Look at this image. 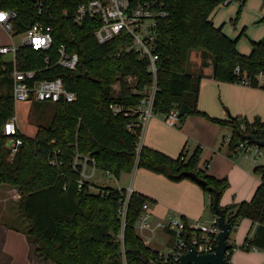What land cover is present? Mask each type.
Returning <instances> with one entry per match:
<instances>
[{"label": "trees", "instance_id": "1", "mask_svg": "<svg viewBox=\"0 0 264 264\" xmlns=\"http://www.w3.org/2000/svg\"><path fill=\"white\" fill-rule=\"evenodd\" d=\"M229 1L240 6L246 2ZM222 2L169 1V14L158 21L154 43L159 61L152 108L158 115L176 111L179 123L191 115L205 116L231 131L229 149L236 151L245 135L263 136L264 122L259 118L249 122L234 117L225 121L199 111L201 82L206 78L237 84L248 81V86L264 90V41L253 42L249 55L240 54L237 39L229 38L222 27L213 23L212 16ZM3 9L17 13L14 35L23 34L36 22L52 27L50 50L20 47L15 54V68L35 71L34 80L59 78L64 88L76 97L72 102H44L52 109L50 124L38 127L32 136L21 133L22 143L9 159L8 137L3 134V127L15 115L10 77L13 59L0 55V86L7 88L5 93H0V185L17 190L21 218V225L7 224L6 228L25 234L45 263L122 264V249L126 264L149 262L157 252L144 243L135 229L142 204L148 199L135 192L130 195L121 243L117 238L121 231L117 211L126 190L92 183L78 190L76 175L71 170L75 155L92 157L99 171L115 178L135 168H144L177 182L189 179L183 172H193L206 181V187L201 188L211 200L213 194L209 189L220 200L228 181L208 175L199 167L200 146L189 156L183 149L176 158H170L143 145L137 158L138 128L132 131L126 128L133 117L125 115V111L113 114L110 105L118 104L123 110L138 105L141 92L152 84L153 77L148 71V61L124 51L121 38L99 44L93 35L98 23L88 19L73 24L63 17L60 4L54 6L51 18L39 16L30 0H0V10ZM60 45H65L69 54L78 55L75 70L56 64ZM236 68L239 72H235ZM50 161H56L57 165H51ZM253 172L261 182L251 200L221 209L230 233L242 219L256 224L254 234L240 248L264 250V165L256 166ZM210 208L214 214L212 203ZM234 248L230 247L229 254Z\"/></svg>", "mask_w": 264, "mask_h": 264}, {"label": "built area", "instance_id": "2", "mask_svg": "<svg viewBox=\"0 0 264 264\" xmlns=\"http://www.w3.org/2000/svg\"><path fill=\"white\" fill-rule=\"evenodd\" d=\"M39 16L51 18L53 8L60 4L62 15L73 24H81L85 20L92 19L98 23L94 29L93 35L99 44L112 41L115 38H121L125 43L124 51L133 52L139 59L148 61V71L153 77L150 86L144 87L142 99L136 106L123 110L118 104L110 105L113 114L125 111V115H130L133 119L126 125L129 131L138 128L136 137L135 152L138 155L143 146L144 131L147 124L156 114L153 112V100L157 91V62L159 56L155 52V39L157 33L158 21L168 16V3L170 0H30ZM230 3L229 0H223L220 6ZM17 13L12 10H0V27L10 36L14 34V21ZM22 35L21 44L15 46L13 43L0 45V55H10L13 59V69L11 77V94L15 104L19 102H51L56 103L60 100L72 102L76 99L75 94L67 91L61 79L52 80H34L35 71H21L15 68V54L20 47H29L35 51L46 52L50 50L53 37L52 27L41 22L34 23ZM78 55L69 54L65 45H60L57 49L56 64L68 69L75 70L78 63ZM48 64V58H45ZM235 72H239L236 68ZM261 79V75L258 77ZM241 85L248 86V81ZM163 121L169 126H178L179 119L176 111L162 115ZM3 134L8 137L7 148L12 157L22 143L21 131L18 127L16 115L10 118L3 127ZM261 138V137H259ZM230 141V138H226ZM236 150L241 151L246 157L250 158L253 164L264 165V148L252 143L249 139L238 142ZM53 166L56 161H50ZM137 169V168H135ZM134 169V170H135ZM72 172L76 175L77 189L80 190L93 181L97 171L95 160L88 156L77 153L71 165ZM133 170V171H134ZM108 175L109 173H106ZM66 189V186L63 188ZM92 190H95L92 187ZM126 190V196L118 208V217L121 221V231L117 238L123 241L125 216L127 203L130 195L134 192L129 186ZM97 191V189H96ZM212 203L208 196V204ZM150 202L144 201L140 215L136 221L135 229L140 235L145 230H150L148 221L151 218ZM217 216L210 223L202 222L198 219L188 221L182 215L174 216L170 214L168 219L158 224L164 230L168 231L173 238V245L164 253L157 252V255L149 261V264H178L180 257L188 251V248L194 247L199 254H207L213 251L217 242V236L220 228L217 224ZM253 250L257 248L253 247ZM230 257L226 251V258ZM230 259V258H229ZM230 264V261L227 260ZM122 264H126L122 249Z\"/></svg>", "mask_w": 264, "mask_h": 264}, {"label": "crops", "instance_id": "3", "mask_svg": "<svg viewBox=\"0 0 264 264\" xmlns=\"http://www.w3.org/2000/svg\"><path fill=\"white\" fill-rule=\"evenodd\" d=\"M212 20L215 26L222 27V31L226 36L231 39H237V50L242 55L247 56L250 54L253 42L264 41V0H246L242 6L237 2L219 6L213 14ZM0 32L4 33L1 27ZM0 45L8 44L0 41ZM197 108L210 117L225 121L234 117L245 118L249 122L253 121L254 118H259L261 122H264V90L237 83L218 82L206 78L201 82ZM198 124L199 121L197 119L187 117L178 126H169L163 121L162 115L156 114L149 121L144 131L143 145L157 150L170 158H176L183 149H185L187 156H189L199 146L195 144L199 140L196 136ZM206 128L210 129L207 143L210 149L209 153L211 151L214 152L218 148L217 152L220 155L211 156V161L214 158L212 164L205 156H200L199 167L203 170L206 169V174L218 179H222L220 177L224 175L225 177H230L235 172L245 175L243 167L240 165V157L243 153L238 150L230 151L229 149L228 153L225 152L222 155L221 146L225 140L224 135L219 138L220 131H217L214 127ZM22 133L24 134V132ZM219 144L220 147H218ZM243 156L245 160L250 162L247 167V175L251 176L254 173L253 169L258 164H253L250 158L244 154ZM215 158L226 166L224 170L220 172L216 171ZM9 159L12 158L9 157ZM132 172L134 173V177L128 187L131 186L135 193L146 197L150 201V212L153 217L162 215L163 209L160 206L162 203L179 202L183 208L184 214L181 215L184 218L188 221L196 219L201 221V215L205 211L208 194L199 185L190 179L174 182L161 174L144 168L135 169ZM260 182V177L258 176L254 183L252 182V184L244 189L242 183L235 181L232 184L231 181V186H233V190L235 191L232 192L230 204L250 201ZM91 183L97 186L95 181H91ZM99 187L115 188L108 185H101ZM122 188L126 189L127 187H117L115 189ZM219 206L221 207L220 200ZM170 214L172 213L169 212ZM214 216L213 214L211 221L214 219ZM148 226L150 227V225ZM237 227L240 232L235 244L238 246H234V253L232 254L231 252L230 254V264H264V250L242 249L239 247L243 245L246 238L250 239L252 237L256 230V224H253L248 219H242L239 221ZM166 232L172 240L171 245L167 248L168 250L173 245V238L168 231ZM0 240V264H17V262H21L22 264H51L45 263L34 256L33 247H31L27 236L23 233L4 228ZM147 246L153 250L149 245Z\"/></svg>", "mask_w": 264, "mask_h": 264}, {"label": "rangeland", "instance_id": "4", "mask_svg": "<svg viewBox=\"0 0 264 264\" xmlns=\"http://www.w3.org/2000/svg\"><path fill=\"white\" fill-rule=\"evenodd\" d=\"M21 40H22V35H14L13 33H10L9 36L5 32L3 34L0 32V41L5 42L6 44L13 43L15 46H19L21 44ZM9 56L10 55H4V58L8 59ZM191 60L192 61L195 60V57L192 56ZM6 91L7 88L5 86H0V93H5ZM15 115L17 117L18 127L21 133L24 132V134L30 136L31 134H34V132L37 130L38 127L47 126L50 124L52 120V109L50 107V104L48 103L19 102L16 103ZM189 117L197 119L199 121V124L196 127L197 130L196 136L199 140H197V143L195 144L199 145L201 148L200 156H205V158L209 161L211 156L215 157L214 155L216 154L220 155V153L217 152L218 148L215 149L214 151L215 153L213 151L209 153L210 149L207 143H208L210 129L206 127H214L215 129H217V131H220L219 138H221V136L224 135L225 140L223 145L221 146V152L222 155L225 152L227 153L229 152V141L226 140V138L228 137L230 138L231 135V131L229 129L221 128L217 126L216 124H214L213 122H211L209 119H207L205 116L202 115H191ZM218 147H220V144ZM241 155L242 156L240 157V165L243 167L242 169L245 175L243 174L240 175L237 172H235V174H231L230 177L229 176L225 177V175L220 177L222 179L225 178L228 181V187L220 197L221 207L228 206L231 203V195L232 192L235 191L233 190L234 189L233 186H231V181L232 184L235 181L242 183L244 189H246L250 184H252V182L254 183V181H256V179L259 176L256 173H252L251 176L247 175V170H248L247 167L249 166L250 162L244 159L243 154ZM213 160L212 161L210 160L211 164L213 163ZM214 163H215V169L218 172L226 168V166L222 162L218 161L217 158H215ZM207 171H209V169H207ZM104 174L105 173L103 171H97L95 177L93 178V181H95L98 187L101 185H108L115 188L117 187L128 188L129 183L132 181L134 177L133 172L121 174L119 178H115L109 174L104 176ZM14 189L15 188L9 186L0 185V239L2 236V231L4 230V228H6L7 224L16 226L21 223V218L19 216L18 205H17L19 194ZM160 206H162L163 209L162 215L158 217L151 216V218L148 221V224L150 225L149 229L153 230V233L145 230L144 233L140 234V236L142 237L143 241L147 245H149L154 251L163 253L166 252L167 248L171 245L172 240L169 234L162 227H159L158 224L168 219L169 212L172 213L174 216H179L184 213H183V208L180 206L179 202H170L167 204L162 203V205ZM165 215L166 217L164 218ZM212 216L213 213L211 212V208L210 205L208 204V197H207L205 211L201 215V221L205 223H210ZM239 232L240 231L238 227L231 231L227 239L230 245H233L235 247L238 246L235 243H237V240L239 238ZM231 252L232 254L234 253L233 249ZM33 253L35 257H38V255L34 251V247H33ZM17 264H22V263L17 262Z\"/></svg>", "mask_w": 264, "mask_h": 264}, {"label": "water", "instance_id": "5", "mask_svg": "<svg viewBox=\"0 0 264 264\" xmlns=\"http://www.w3.org/2000/svg\"><path fill=\"white\" fill-rule=\"evenodd\" d=\"M246 139H249L257 146L264 148V134L261 138L254 135H245ZM183 175L188 177L194 183L200 187H206V181L199 178L193 172H183ZM209 191L213 194L212 209L214 215L217 216V224L220 228V232L217 236V242L213 247V251L207 254H199L194 247H189L188 251L180 257L178 264H228L226 258V251H228L231 245L227 242L230 235V226L225 221L224 212L219 206V195L212 189ZM143 264H149L147 260L143 261Z\"/></svg>", "mask_w": 264, "mask_h": 264}]
</instances>
